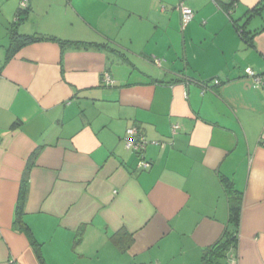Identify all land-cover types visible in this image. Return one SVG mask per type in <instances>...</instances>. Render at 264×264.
<instances>
[{
    "label": "crops",
    "instance_id": "crops-1",
    "mask_svg": "<svg viewBox=\"0 0 264 264\" xmlns=\"http://www.w3.org/2000/svg\"><path fill=\"white\" fill-rule=\"evenodd\" d=\"M21 1L0 0V264H204L223 178L242 195L224 264H264V0Z\"/></svg>",
    "mask_w": 264,
    "mask_h": 264
},
{
    "label": "trees",
    "instance_id": "trees-1",
    "mask_svg": "<svg viewBox=\"0 0 264 264\" xmlns=\"http://www.w3.org/2000/svg\"><path fill=\"white\" fill-rule=\"evenodd\" d=\"M234 4V1L230 6ZM258 7L255 8L252 12H258ZM239 34L241 36H245L244 31L239 28ZM247 38V37H246ZM55 41L58 42L64 49L66 48H103L105 45H99L96 43H88V42H71V41H61L56 38H49L45 36H29L26 39L27 43L36 42V41ZM39 155V151L35 152L31 157L28 168L25 172V179L23 181L22 189H21V199L19 202V206L17 209V224H22V214L25 209V197L27 192V177L30 169L34 166L36 158ZM222 184L225 190V195L228 198V206H229V221L228 228L225 231L222 239L218 241L215 245L208 248L203 253V262L204 264H224L227 253L235 248L238 243V231L241 220V212H242V195L241 193L234 187V184L229 179H221ZM231 228V229H230Z\"/></svg>",
    "mask_w": 264,
    "mask_h": 264
},
{
    "label": "built area",
    "instance_id": "built-area-1",
    "mask_svg": "<svg viewBox=\"0 0 264 264\" xmlns=\"http://www.w3.org/2000/svg\"><path fill=\"white\" fill-rule=\"evenodd\" d=\"M28 2L29 0H22L20 4L21 9H26L28 7ZM180 10L183 27H186L193 20L195 13L191 8L184 5H181ZM155 63L160 65V61L157 59L155 60ZM246 75L247 77L254 80L256 87H261L264 84V74L260 75L255 73L252 69H247ZM105 82L107 84L111 82L109 76L105 77ZM215 84L219 85L220 81H215ZM177 128L178 127L176 126L175 130H177ZM124 143L127 150L132 151L139 156L140 159L138 164V170H148L151 167V163L147 161L144 157V154L149 144L146 136L141 133V131L137 127H132L128 129L126 136L124 137Z\"/></svg>",
    "mask_w": 264,
    "mask_h": 264
}]
</instances>
